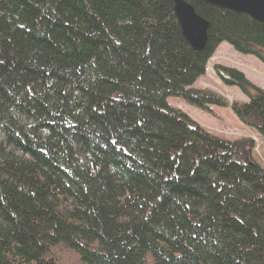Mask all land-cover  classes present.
Segmentation results:
<instances>
[{
	"label": "trees",
	"instance_id": "obj_1",
	"mask_svg": "<svg viewBox=\"0 0 264 264\" xmlns=\"http://www.w3.org/2000/svg\"><path fill=\"white\" fill-rule=\"evenodd\" d=\"M195 51L171 0H0V264H264V169L171 96L223 42L264 64V23L202 0ZM215 66L264 137V93Z\"/></svg>",
	"mask_w": 264,
	"mask_h": 264
},
{
	"label": "rangeland",
	"instance_id": "obj_2",
	"mask_svg": "<svg viewBox=\"0 0 264 264\" xmlns=\"http://www.w3.org/2000/svg\"><path fill=\"white\" fill-rule=\"evenodd\" d=\"M210 64V65H209ZM208 64L206 73L194 84V87L215 91L226 98L228 106L208 105L202 108L193 105L181 97L171 96L168 103L187 114L206 132L230 141L248 140L242 148L245 159L254 160L264 169V137L256 129L245 126L233 113L231 103H248V98L235 86L223 85L217 77L216 65L241 73L248 82L264 93V64L254 55L240 53L228 42H223Z\"/></svg>",
	"mask_w": 264,
	"mask_h": 264
},
{
	"label": "water",
	"instance_id": "obj_3",
	"mask_svg": "<svg viewBox=\"0 0 264 264\" xmlns=\"http://www.w3.org/2000/svg\"><path fill=\"white\" fill-rule=\"evenodd\" d=\"M176 17L186 40L195 51H201L207 44L210 24L200 17L186 0H171ZM217 7L242 13L264 23V0H202Z\"/></svg>",
	"mask_w": 264,
	"mask_h": 264
}]
</instances>
